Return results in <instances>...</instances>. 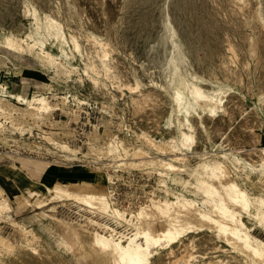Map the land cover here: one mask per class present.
Wrapping results in <instances>:
<instances>
[{"label": "rangeland", "instance_id": "obj_1", "mask_svg": "<svg viewBox=\"0 0 264 264\" xmlns=\"http://www.w3.org/2000/svg\"><path fill=\"white\" fill-rule=\"evenodd\" d=\"M94 1L101 9H95ZM255 2L252 0L250 12H238L236 4L229 0L224 8L217 6L216 10L197 9L201 0H0V39L14 37L22 46L13 51L0 43V98L15 104L0 113V122L4 125L0 127V187L4 191L2 197L10 205L6 211L0 210V234L17 239L22 225L32 229L38 241L50 251L49 259H68L82 264L83 252L72 246L64 227L79 230L83 225L101 230L96 224H89V218L123 234L133 229L132 224L110 212L90 208L74 199L62 196V200L49 202L51 195L46 185L53 181V174L59 173L56 170L60 165L80 169L69 172L68 178L98 174L103 178L98 187L107 192L109 208L115 207L128 217L130 212L148 204L149 199L172 198L171 193L207 199L204 207L211 209V199L206 198L200 186L196 187L194 174L202 172L203 178L211 182L199 163L202 155L222 161L220 156L212 155L223 152L217 146L221 142L220 134L227 136L229 150L250 151L252 159L259 158V150L264 148V0L259 4L261 17L256 16ZM32 12L36 13L40 28H36ZM167 13L176 26L177 41L188 71L200 76L201 85L206 89L221 86L230 89L224 98L225 114L216 120L215 127L213 123L209 125L210 130H218L211 134L212 149L181 147L170 151L153 146L150 140L163 141L159 131L167 130L168 126L160 119L156 126L142 131L151 107L133 115L132 97L140 84L150 86L151 80L164 83L170 46L169 38L166 44H161L164 34L161 22ZM48 16L58 21L70 59L61 55L52 37L43 32ZM88 30L113 41L110 61L114 67L110 77L91 71V65L97 70L101 51L87 36ZM29 33L32 38L27 36ZM71 36L79 41L78 50L73 47ZM33 38L43 41L44 48L67 67L75 66L69 78L53 77L52 66H44L32 56L25 43H31ZM253 39H257L255 49L251 47ZM34 49L39 50L40 46ZM86 56L91 57L88 74L97 83L84 72ZM130 85L134 88L132 92ZM15 94H20L25 101L17 99ZM38 95L46 96L54 107L53 117L15 121L13 117L21 114L20 108L30 102L36 104L31 98ZM74 114L78 115L77 119ZM107 127L134 149L108 150L101 146L103 137L99 141L92 138L94 129L101 134ZM257 138L259 141L255 142ZM147 155L171 162L178 170L169 173L171 179H165L163 161L153 165L138 162L147 159ZM47 162L49 165L43 173L36 174L35 164ZM224 164L248 194L264 197V187L254 188L246 182L245 176L253 180L254 173L244 171L237 176L232 166ZM215 186L220 189L219 184ZM195 207L198 211L199 206ZM53 218L59 219L64 227L58 226ZM141 220L145 225L147 219ZM246 223L253 235L264 240L262 222L252 219ZM190 224L196 226L194 232H210L207 224L195 221ZM212 230L218 233L217 228ZM218 237L224 238L217 235L214 239L218 241ZM219 243L228 246L224 241ZM36 264L50 263L47 260Z\"/></svg>", "mask_w": 264, "mask_h": 264}, {"label": "bare ground", "instance_id": "obj_2", "mask_svg": "<svg viewBox=\"0 0 264 264\" xmlns=\"http://www.w3.org/2000/svg\"><path fill=\"white\" fill-rule=\"evenodd\" d=\"M213 1L215 4L210 3V1L208 3V0H201V4L196 8L204 9L207 7L208 10H212V8L216 10L215 8L218 9L219 6L224 8L228 0ZM229 1L236 4L238 12L249 11L253 4L252 0ZM260 2L262 0L255 2L257 5L255 13L256 16L260 15L261 17ZM93 5L95 9H101L98 2L94 1ZM33 16L36 28H40L41 23L36 13H33ZM45 22L46 24L42 28L43 32L52 37V43L58 47L60 54L70 59L71 55L63 46L58 21H54L48 16L45 17ZM262 22L264 26V19ZM161 23L164 30V34L161 36V44H166L167 38H169L168 44L170 46L164 83L151 80L150 86H145L140 84L137 77H134L141 87L138 88L133 97L131 96L133 115L151 107L149 115L147 113L146 126L142 131L153 128L160 119H163L168 126L167 130L159 131L163 141L150 140L153 146L170 151H177L181 147L212 149L214 144L211 140V134L212 131L218 130L216 128L210 130L209 125L213 123L212 126L215 127L216 120L225 114L224 98L230 90L229 86L204 88V85H201L202 78L196 75L194 71L189 72L185 66L183 52L180 50L181 45L177 41V29L168 13L165 14ZM87 33V36H90L89 38L96 43L97 49L101 51L98 54L100 57L98 68L95 70L91 65V71L102 77H110V70L114 67L110 61L111 52L114 50L113 41L111 38H105L92 30H88ZM27 36L32 38L30 33ZM70 40L73 47L78 50L79 41L75 36H71ZM255 40L257 39L251 40V47L254 49ZM0 43L7 45L13 51L22 48L14 37L7 36L0 39ZM25 44L32 56L42 65L52 66L53 77L69 78L71 76L75 66L67 67L64 62L54 58V55L44 48L43 41L33 38L31 43L26 42ZM37 45L38 48L40 46L39 50L34 49ZM90 59V56H86L84 72L90 80L97 83V79L88 74L89 67L87 64H89ZM132 87L129 86L131 92L134 89ZM15 96L17 99L25 101L20 94H15ZM7 100L0 98V113L15 106L13 102ZM31 100H36V104L30 102L26 107L20 108L21 114L13 117L15 121L43 120L53 117L54 107L46 96L38 95ZM77 118L78 115L74 114V119ZM2 126L4 125L0 122V127ZM91 135L95 141H99V138L103 137L101 146L108 150H120L121 148L130 151L134 149L109 127L105 128L101 134L94 129ZM220 137L221 142L217 146L219 145L223 152L212 155L220 156L222 161L202 155L203 159L199 163L211 182H207L203 178L202 172L194 174L196 187L199 188L200 186L206 198L210 197L211 199V209L204 207L207 199L201 200L195 197H186L183 193H171L172 198L149 199L148 204L140 206L134 213L130 212V217H128L115 207L109 208L107 192L105 193L103 188L99 189L98 187L103 182V178L99 177L98 174L68 178L66 175L69 172H77L80 169L74 166L60 165V168L56 170L59 173L53 174V181L46 185L47 192L51 195L49 202L62 200V196H64L90 208L110 212V215L127 221L133 226L130 232L123 234L106 223L96 222L88 218L89 224H96L101 230H93L83 225H80L82 229L69 230L63 226L59 219L53 218L58 226L66 229L71 238L72 246L77 247L79 252H83H81L83 255L82 264H264V240L253 235L250 231V225L246 223V221L258 219L264 224V197L248 194L238 185L224 164L226 162L232 166L237 176L244 171H248L250 174L254 173L253 180H250L248 175L245 176L246 182L254 188L264 187V148L259 150V158L252 159L250 151L229 150L230 144L227 136L221 133ZM256 141H259L258 138ZM198 142H203V144L198 145ZM139 154L142 153L139 152ZM146 157L148 158L138 162L143 165H153L163 161L164 169H166L165 179L167 177L171 179L168 176L169 173L178 170L171 162L150 155ZM173 159L178 160L179 158L174 157ZM182 164L180 163V167L183 166ZM47 165L49 162L35 164L36 174H42ZM215 183L220 185V189L216 188ZM3 193L4 191L0 187V210L6 211L10 209V205L7 198L2 197ZM196 205L199 206L198 211ZM133 217L136 219L135 221H133ZM141 219H147L145 225ZM193 221L207 224L210 232H194L196 226L190 224ZM115 222L116 224L119 223L116 219ZM20 228V236L17 239L11 240L0 234V264H36L39 261L47 262V260L50 264H75L68 259H49L50 251L38 241L33 230L22 225ZM213 228H217V234H214ZM217 235L224 238L218 237L217 241L214 239ZM221 241L226 242L228 246L219 243Z\"/></svg>", "mask_w": 264, "mask_h": 264}]
</instances>
